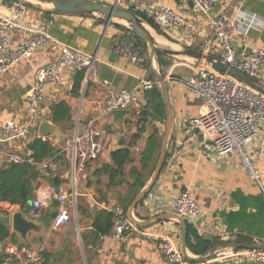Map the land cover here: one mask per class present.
Wrapping results in <instances>:
<instances>
[{
	"label": "crops",
	"instance_id": "1",
	"mask_svg": "<svg viewBox=\"0 0 264 264\" xmlns=\"http://www.w3.org/2000/svg\"><path fill=\"white\" fill-rule=\"evenodd\" d=\"M112 2L113 0H101ZM19 4V3H17ZM17 4L10 0H0V13L7 16L18 14L21 21L29 25L43 28L60 43L81 49L93 55L94 65L100 78L109 81L114 92L122 88L133 87L140 78H153V69L160 73L155 60L148 57L143 67L130 62L127 58L117 55L113 50V37L121 31L112 22H106L95 16L57 13L46 6L22 3V13L17 12ZM125 8L137 11H150L158 6H169L184 19L185 25L168 26L162 30L163 35L177 43L203 50L205 42L212 36L210 21L213 17L227 13L230 18L254 16L260 27H251L246 32L236 31L233 44L238 50L247 51L251 48L264 47V0H217L208 13L198 12L191 0H120ZM120 25V24H119ZM17 39H13L16 41ZM211 52L217 54L218 41L212 37ZM58 45H48L36 51L30 58L22 59L13 65L0 78V126L5 121H13L27 127V139L0 143L4 151L24 153V145L37 137V124L29 122V106L25 94L35 82L39 66L51 63L59 57ZM189 62V61H188ZM185 61H172L163 68L164 77L172 75L184 79L190 73ZM77 72L64 69L57 85L46 86L43 90V111L49 120L59 127L63 139L47 137L61 152L69 166L51 175L45 174V167L53 169L52 158L39 164L43 177L38 178L39 184L33 190L28 204L38 194L44 202L40 209V218L49 214V207L59 203L49 193L41 192V188L54 184L52 178L57 176L58 187L65 195L75 193V203L67 204L68 221L58 229L49 225L41 234L29 233L27 240L30 247L41 256L37 264H165L156 246L157 236L170 232L178 236L181 251L180 227L175 219L165 218L154 223L137 225L138 231L130 233L124 241H115L110 231L97 233L94 222L103 212H108L115 205L135 196L148 182L152 170L144 173V185L137 191L129 188L133 182L130 171L140 169V153L146 139L154 127L164 131L163 121L148 120L138 122L137 115L146 105L145 94L142 92L127 115H113L109 119V137L105 140L104 149L97 159L87 165L85 170L71 178L69 145L76 127L83 128L89 121L96 120V102L102 98L96 85L86 84L84 78L78 89H73L74 77ZM169 102L172 110V124L166 143V159L151 190L134 208L135 219L144 221L161 218L170 213L166 200L180 191H190L198 203L201 213L192 224L199 235L216 238L220 242L234 241L242 244L262 243L264 238V196L259 185L249 177L242 167L237 153H231L217 159L206 157L201 149L202 135L200 131L184 125L189 116H196L203 110V100L194 92L185 88L177 81H166ZM161 93L160 87L158 86ZM64 103L69 108L70 118L59 122L51 120L50 107ZM128 116L129 120L125 121ZM162 140V137H161ZM161 143V142H160ZM264 130L247 145V151L253 165L261 173L264 186ZM128 146L133 160L121 170L123 183L110 185L109 175L98 170L102 164L110 162V151ZM160 145L151 164L154 165ZM28 154V153H27ZM25 156V155H24ZM4 162L0 160V167ZM96 193L93 203L88 192ZM66 201V200H65ZM63 202L66 203V202ZM18 204L0 202V212L6 214L19 209ZM29 215V214H28ZM101 218V217H100ZM1 225V224H0ZM6 227V226H5ZM8 236L0 239V264H13L4 251L8 242L22 243L10 226L6 227ZM217 243V244H218ZM244 248H226V252L238 253ZM186 254L197 257L186 247ZM209 264H254L241 257H220L217 253L208 257Z\"/></svg>",
	"mask_w": 264,
	"mask_h": 264
},
{
	"label": "built area",
	"instance_id": "2",
	"mask_svg": "<svg viewBox=\"0 0 264 264\" xmlns=\"http://www.w3.org/2000/svg\"><path fill=\"white\" fill-rule=\"evenodd\" d=\"M114 1V0H113ZM120 4V0H116ZM194 8L201 13L211 11L217 0H191ZM17 12L22 13L24 5L17 4ZM156 24L165 30L168 26L185 25L184 19L169 6H158L147 11ZM261 22L254 16L230 18L227 13L213 17L210 21L212 36L205 42L203 51L211 52L212 37L218 41L217 54L222 61L248 75L264 79V47L238 50L233 44L236 31L246 32L251 27L259 28ZM13 39H17L13 41ZM113 50L130 62L143 67L146 56L138 39L130 31H118L113 37ZM58 45L60 54L57 60L41 65L37 69L34 85L25 94L29 106V122L38 123L44 116L43 90L46 86L57 85L64 69L84 73V82L96 85L102 98L96 102L98 124L89 121L83 128L76 127L70 139L69 152L72 180L82 173L87 165L98 158L104 149L105 140L109 137V119L116 109H129L136 104L140 94L151 89L156 82L153 78H140L131 88H122L114 92L109 81L99 77L94 65V57L90 53L60 43L46 30L21 21L18 14L7 16L0 13V78L22 59L30 58L36 51L48 46ZM212 53V52H211ZM214 54V53H213ZM190 73L184 79L167 75L166 81H177L185 88L200 96L203 110L196 116H189L184 125L200 131L202 135L201 149L210 159H217L231 153H237L242 167L249 177L260 187L264 196L261 173L255 168L247 151V145L264 130V96L237 81L220 75L201 64L184 63ZM128 117V116H127ZM27 127L13 121H5L0 126V143L27 139ZM264 150V143H263ZM24 155L16 151L0 149V160L3 162H20ZM49 193L59 203L51 225L58 229L69 219L68 209L63 202L68 199L72 206L75 193L65 195L55 184L40 189ZM93 203L96 193L88 192ZM41 194L33 198L28 214L31 218H40V209L44 202ZM170 213L179 215L187 222L193 223L201 210L190 191L183 190L165 201ZM110 233L117 242H122L132 232L138 231L137 224L128 217L127 210L120 205L113 206ZM262 243L264 244V238ZM156 246L165 264H209V260L189 261L179 249L178 236L165 232L157 236ZM217 252L220 257H241L254 264H264V248L242 249L238 253ZM4 251L13 264H37L41 256L37 250L23 243L8 242Z\"/></svg>",
	"mask_w": 264,
	"mask_h": 264
},
{
	"label": "water",
	"instance_id": "3",
	"mask_svg": "<svg viewBox=\"0 0 264 264\" xmlns=\"http://www.w3.org/2000/svg\"><path fill=\"white\" fill-rule=\"evenodd\" d=\"M19 2L38 4L43 7L46 6V8L51 9L52 11H55L57 13L99 17L106 22V25H108L110 22L120 24L124 26L128 31H130L134 36H136L146 46L147 57L151 62L155 60L157 63V54H161L167 57H178L182 60H185V62H188L189 60L188 63H192L195 65L201 64L203 67L212 69L220 75L227 76L264 96V79L248 75L231 67L228 63L222 61L218 56L211 52H205L201 49H194L186 45L181 46V44H178L180 49H177L170 45H167L166 43H164V45L157 43L153 35L150 33L149 29H152L155 34H157V32L132 9L121 7L116 0L110 3L101 0H19ZM121 21L123 23H121ZM153 72L156 85L160 87L164 104V131L160 143L159 153L155 160L150 178L146 185H144L142 189L138 191L131 200L127 208L128 217L137 225H145L150 223L151 221L156 223L162 221L165 218L175 219L180 227L181 252L183 256L189 261L206 260L208 257L224 248H264L263 243L242 244L234 241H226L213 245L207 252L202 255H198L197 257H190L186 254L187 221L185 219L174 213H166L161 218H155L152 220L148 219L144 221L137 220L133 216L134 208L151 190L163 167L166 159L167 138L172 124V110L169 102L167 82L161 72L159 73L156 69H153ZM128 112L129 111L127 109H116L112 112V114H123L125 116L128 114ZM124 119L125 121L129 120L127 116ZM48 135L54 136L57 139H63V135L59 127H57L49 120L48 115H44L41 121H39L37 124V137H44ZM52 181L55 185L58 186L59 180L57 176H54L52 178ZM65 202L66 203H64L63 206L66 207L68 204V199ZM29 208L30 205L27 203L23 207H20L19 209L13 210L6 214L0 212V224L6 227L10 226L11 230L17 234L21 242L25 245H29V242L27 240L29 233L36 235L41 234L43 229L51 225L52 219L56 215L55 205L49 207V214L44 219L31 218L28 215Z\"/></svg>",
	"mask_w": 264,
	"mask_h": 264
},
{
	"label": "trees",
	"instance_id": "4",
	"mask_svg": "<svg viewBox=\"0 0 264 264\" xmlns=\"http://www.w3.org/2000/svg\"><path fill=\"white\" fill-rule=\"evenodd\" d=\"M13 3H20L19 0H10ZM138 16L143 18L158 34L163 32L156 24L151 16L144 11H137L131 8ZM122 30H127L124 26L113 23ZM128 31V30H127ZM138 39V38H137ZM139 45L146 51V46L138 39ZM157 63L160 67V72L163 75V68L170 65V59L164 55H156ZM164 76V75H163ZM84 78L83 72H77L74 77L73 89H78L81 81ZM146 105L137 115L138 122L145 123L151 121H163L164 104L161 93L157 85L151 89L144 91ZM51 120L59 122L70 118L69 108L64 103H57L50 107ZM161 142V131L156 127L148 135L145 146L140 153V169L133 168L130 175L133 182L129 184V188L137 191L144 185V173L153 169V158ZM24 147V160L20 162H4L0 167V202H8L10 204H18L23 207L31 198L33 190L39 184L38 178L43 177L42 170L39 169V164L48 158H52L53 169L45 167V174L51 175L53 172H58L61 169H66L69 166L68 160L62 161L65 158V152L59 151L47 137H34L26 142ZM21 153V152H19ZM28 153V154H27ZM133 160L131 150L128 146L115 148L110 151V162L102 164L98 169L100 173L109 175L110 185L123 183L121 170L126 164ZM131 198L124 201L121 205L127 210ZM141 202V201H140ZM139 202V203H140ZM101 217V218H100ZM113 213L111 211L103 212L94 222V229L97 233H105L110 231L112 225ZM8 236V230L5 226L0 225V239ZM219 240L216 238H206L198 234L196 228L192 224H187L186 227V247L195 255H202L207 252Z\"/></svg>",
	"mask_w": 264,
	"mask_h": 264
},
{
	"label": "rangeland",
	"instance_id": "5",
	"mask_svg": "<svg viewBox=\"0 0 264 264\" xmlns=\"http://www.w3.org/2000/svg\"><path fill=\"white\" fill-rule=\"evenodd\" d=\"M21 1H27V0H21ZM35 5H38V4H35ZM121 6V5H120ZM122 7V6H121ZM158 34V33H157ZM158 35H160L163 39H164V42L167 44V45H170V46H172V47H174V48H179L180 49V47H179V45L178 44H180V43H177L175 40H173V39H170L168 36H165V35H161V34H158ZM181 46H182V44H181ZM192 48H194V49H197L198 47H195V46H193ZM199 50V49H198ZM143 52H144V54H145V56L147 57V50L145 51L144 49H143ZM167 57V56H166ZM169 59H170V63H172V61H179V62H181V61H185V60H182L181 58H178V57H168ZM189 61V60H188ZM163 136V135H162ZM161 136V137H162ZM71 178H72V175H71ZM76 178V177H75ZM69 193V192H68ZM120 206H122V205H120Z\"/></svg>",
	"mask_w": 264,
	"mask_h": 264
},
{
	"label": "bare ground",
	"instance_id": "6",
	"mask_svg": "<svg viewBox=\"0 0 264 264\" xmlns=\"http://www.w3.org/2000/svg\"><path fill=\"white\" fill-rule=\"evenodd\" d=\"M121 23H123V22L121 21ZM149 31L153 35V37L155 38V40L157 41V43L164 45L165 42H164L163 38L160 35L155 34L152 29H149Z\"/></svg>",
	"mask_w": 264,
	"mask_h": 264
}]
</instances>
